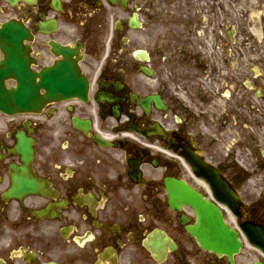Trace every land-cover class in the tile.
Returning <instances> with one entry per match:
<instances>
[{"label": "flooded vegetation", "instance_id": "obj_1", "mask_svg": "<svg viewBox=\"0 0 264 264\" xmlns=\"http://www.w3.org/2000/svg\"><path fill=\"white\" fill-rule=\"evenodd\" d=\"M8 21L36 70L72 49L87 90L0 113V264H264L263 0H0ZM193 194L237 253L188 234Z\"/></svg>", "mask_w": 264, "mask_h": 264}, {"label": "water", "instance_id": "obj_2", "mask_svg": "<svg viewBox=\"0 0 264 264\" xmlns=\"http://www.w3.org/2000/svg\"><path fill=\"white\" fill-rule=\"evenodd\" d=\"M27 39L28 32L19 24L8 23L0 29V50L4 55L0 61V112L12 115L36 111L49 98L72 95L76 88H80L82 95L85 85L71 82L75 73L72 65L60 64L40 74L31 71L28 49L23 44ZM8 79L16 81L15 88H6ZM41 89L45 95H41ZM27 149L24 150L29 153ZM188 204L198 210L199 217L197 224L188 230L203 248L226 254L238 249L235 234L223 225L219 212L212 205L197 197Z\"/></svg>", "mask_w": 264, "mask_h": 264}, {"label": "rangeland", "instance_id": "obj_3", "mask_svg": "<svg viewBox=\"0 0 264 264\" xmlns=\"http://www.w3.org/2000/svg\"><path fill=\"white\" fill-rule=\"evenodd\" d=\"M248 1H256V0H248ZM263 2H264V0H263ZM255 15H257L259 17V14L258 13H256Z\"/></svg>", "mask_w": 264, "mask_h": 264}]
</instances>
